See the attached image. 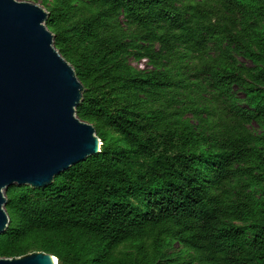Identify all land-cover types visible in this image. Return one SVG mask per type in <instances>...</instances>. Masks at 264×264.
<instances>
[{
    "label": "trees",
    "instance_id": "1",
    "mask_svg": "<svg viewBox=\"0 0 264 264\" xmlns=\"http://www.w3.org/2000/svg\"><path fill=\"white\" fill-rule=\"evenodd\" d=\"M42 3L101 146L45 187L5 189L0 258L264 264V0Z\"/></svg>",
    "mask_w": 264,
    "mask_h": 264
},
{
    "label": "water",
    "instance_id": "2",
    "mask_svg": "<svg viewBox=\"0 0 264 264\" xmlns=\"http://www.w3.org/2000/svg\"><path fill=\"white\" fill-rule=\"evenodd\" d=\"M35 3L0 0V233L8 225L4 191L42 188L100 151L94 127L76 116L83 87L58 53ZM0 264H57L44 252Z\"/></svg>",
    "mask_w": 264,
    "mask_h": 264
},
{
    "label": "rangeland",
    "instance_id": "3",
    "mask_svg": "<svg viewBox=\"0 0 264 264\" xmlns=\"http://www.w3.org/2000/svg\"><path fill=\"white\" fill-rule=\"evenodd\" d=\"M34 3L36 5H38L39 7L44 9L42 0H36V1H34ZM44 11L47 13L46 9H44ZM235 56L240 63L245 64L247 66H251L249 61L243 59L241 56H239L237 54H235ZM128 62L135 69H140V70H144V71L151 69V67L149 66L147 61L143 60V59L136 61V60H133L132 58L129 57ZM233 95L236 98V100L240 103V105L243 106L244 95L242 94V92L239 89H237V87H233ZM187 117L189 118V116H187ZM247 127L254 134H259L261 132V128L255 122H250L247 125ZM173 251L175 252V254H177L179 252V247L177 244L173 245Z\"/></svg>",
    "mask_w": 264,
    "mask_h": 264
}]
</instances>
